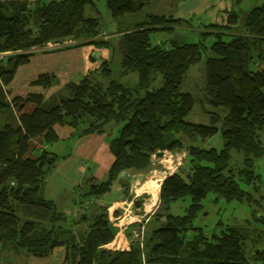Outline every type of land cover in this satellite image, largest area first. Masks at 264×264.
<instances>
[{
	"label": "trees",
	"instance_id": "1",
	"mask_svg": "<svg viewBox=\"0 0 264 264\" xmlns=\"http://www.w3.org/2000/svg\"><path fill=\"white\" fill-rule=\"evenodd\" d=\"M234 2L241 5L243 0ZM150 5L151 0H106L118 22L143 13ZM148 17L109 41L100 38L101 18L93 0H0V55L9 54L0 58L3 250L35 258H52L65 250L62 264H264V250L248 253L246 236L238 230L206 235L193 226L211 195L215 201L238 200L262 208L261 199L255 197L257 193L262 197V187L254 168L264 155L260 139L264 129V3L247 14H235L224 26H204L198 43L153 44V34H172L177 26L191 28L192 24L163 15ZM68 40L76 42L64 49L93 46L109 50L111 58L49 99L30 94L9 101L6 88L30 62L33 50ZM205 53L209 56L202 101L219 113L210 125L192 124L186 118L196 100L181 86ZM118 55L119 72L114 67ZM131 75L136 82L124 85L121 79ZM57 83L54 74H42L32 85L47 90ZM29 104L35 105L31 114L23 112ZM111 123L121 126L109 142L115 160L106 181L90 187L89 195L97 198L108 194L118 181L128 196L130 183L122 173H144L153 155L184 148L181 133L192 141L220 133L225 141L221 150L187 148L186 165L161 184L154 224L147 228L145 222H136L127 228L128 250L104 248L117 235L108 206L84 213L67 226V215L42 195L49 175L67 157L47 149L60 141L55 127H71L74 137H82L103 134ZM40 138L43 148L34 149L36 158L28 157L30 142ZM233 151L243 155L244 167L231 164ZM186 199L190 203L184 214H174L172 206ZM134 204L136 209L142 205ZM142 227L143 239L133 238Z\"/></svg>",
	"mask_w": 264,
	"mask_h": 264
},
{
	"label": "rangeland",
	"instance_id": "2",
	"mask_svg": "<svg viewBox=\"0 0 264 264\" xmlns=\"http://www.w3.org/2000/svg\"><path fill=\"white\" fill-rule=\"evenodd\" d=\"M96 4L98 11L100 13V24L103 30V33L100 35V38L103 40H115L116 38H120L119 34L116 33L123 31L129 25H135L138 23H142L148 20L149 15H159L162 16L163 13H173L175 12L182 2L188 4L189 1L184 0H151V5L143 12L134 13L128 15L125 19L121 22L115 21L106 6V0H93ZM234 1V0H233ZM264 3V0H243L241 5L235 6V8L240 9L242 14H247L251 10L256 7H260ZM240 13V14H241ZM205 20V15L201 16L200 18L195 17L192 18L191 24L192 27L189 28L186 25H180L175 28V31L170 34L166 31L157 32L152 35V42L153 44H160L165 43L169 45L172 41L178 43H198L200 40V30L202 27L199 25V20ZM205 26V25H204ZM75 40H71L69 44H75ZM116 44V42H115ZM117 46V44H116ZM44 50V47H42ZM99 49V48H98ZM99 53V52H97ZM102 54L99 53L98 59L100 60V56ZM106 55V54H105ZM209 54H204L202 60L195 66H192L187 74L186 79L184 80L181 90L183 92H187L192 94L195 97V105L186 121L192 124H200V125H210L211 118L215 116L216 109L210 106L208 103L203 102V96L205 95V84H206V60ZM96 57V58H97ZM120 55L115 56L114 59V67L115 71L120 70ZM129 83H135L133 77H129ZM124 85H127L125 80H121ZM160 82L157 83L159 85ZM115 123H111L110 126L107 128L110 132V138L115 137L121 126L112 125ZM221 126V124H219ZM218 125V126H219ZM181 138L184 148L167 153V156L162 158L152 157V164L148 171L142 173L144 174V179L139 182V184L135 188H130L129 194H132V203L128 201V196L122 195V193H118L117 188L120 186V182L114 183L111 191L102 196L100 198V202L106 204H111L114 200H119L120 203L117 208L120 211V216H123L126 211H132L133 220L138 217L140 222H145V227L148 228V225L154 224L155 222V214L156 210L159 205V192L160 187L164 179L177 171L179 168H183L186 165L185 159L187 157V148L190 145H195L198 147L203 148H215L217 150H221L224 148L225 141L222 138L221 134L218 133L216 136L206 139L205 141L196 140L192 141L187 134H179ZM260 139L262 145L264 147V129L260 132ZM65 144L63 147L59 145H54L53 149L55 152L60 153L62 151H67L68 147ZM176 153H185L186 157L179 165V161L177 159ZM154 156V155H153ZM185 163V164H184ZM231 164L235 167H244V157L242 154L237 152L231 153ZM255 173L260 176V182L258 183L259 186L262 187V197L255 195L256 198H260L262 208L257 209L256 205H249L247 202H240L238 200H226L224 198H220L215 201V196L211 195L205 202H204V210L196 217L193 221V226L195 228H201L206 235H211L213 233L220 234L222 231H226L227 229L234 228L240 232V234H244L246 236V243L248 245V253L249 251L254 252L257 250H264V155L260 157L255 164ZM93 170V169H92ZM164 178L163 181L159 182V192L157 196L156 202L152 205L151 210L146 209V204L149 202L150 194L148 192H140L138 191L144 184L150 182L152 180H157V178ZM154 178V179H153ZM127 181V180H126ZM130 182V181H129ZM142 185V186H141ZM246 187V186H245ZM89 187H85L83 189L84 196L87 195L89 191ZM247 189V187H246ZM132 192V193H131ZM69 193V192H68ZM79 193L78 190H72L70 195H75ZM128 202V203H126ZM135 202L141 203V207L136 209ZM190 199H186L184 201H179L172 206V211L174 214L183 215L185 208L189 205ZM61 209V208H59ZM257 209V216L254 214V211ZM79 208V212H80ZM147 211V212H146ZM136 212H140L139 215ZM148 214L149 218H146L145 215ZM118 215V216H119ZM68 217V225L70 226L73 222L71 216L67 215ZM152 217V218H151ZM151 218V221L149 219ZM261 218V220L259 219ZM137 220V219H135ZM129 221V220H128ZM126 220V222H128ZM125 222V223H126ZM135 222V221H134ZM124 224V223H123ZM62 250L56 254V256L50 258L52 261H48L45 258H35V257H15L12 253L3 252V245H0V264H61L64 259V254H60ZM45 259V260H44Z\"/></svg>",
	"mask_w": 264,
	"mask_h": 264
},
{
	"label": "crops",
	"instance_id": "3",
	"mask_svg": "<svg viewBox=\"0 0 264 264\" xmlns=\"http://www.w3.org/2000/svg\"><path fill=\"white\" fill-rule=\"evenodd\" d=\"M184 1H189V3L185 4V2H182L178 5L179 8L175 12L163 13V16L191 21L192 18H200L205 15V20H199V25L203 28L204 25L224 26L228 23L230 17L241 13L240 9L235 8L236 4L233 0ZM97 52L102 54L100 60L98 59L99 53ZM33 53L34 55L31 57L30 62L18 70L14 81L6 88L9 101H12L15 97L25 98L30 94L43 95L45 99H49L53 95L58 94L68 83L80 82L85 75L98 69L101 63L106 59H110L112 55V52L107 49L100 50L93 46L47 50L37 48L33 50ZM8 55L9 54H3L0 58L5 59ZM42 74H54L58 79V83L47 90L38 86H33L32 83ZM129 77H133V81L136 82L137 79L134 75L122 78L121 80H125L126 83H129ZM34 109L35 105L29 104L25 107L23 112L31 114ZM19 114L20 113H18V116ZM109 129L110 128H107L106 132L103 134H89L82 137H74L75 131L71 127H55L56 134L60 140L55 145L63 147L67 144L66 146L68 147L67 151H62L58 154L67 155V157L63 159L58 164L57 168L49 175L42 189V195L44 199L53 201L59 212L71 216L73 219L72 222H76L84 213L90 212L93 214L99 211V207L105 206L104 203L100 202V198L89 195V191L87 195L84 196L83 189L85 187L90 188L95 183L106 181L108 172L114 163L115 158L109 147V142L112 138H110ZM30 145L31 151L28 157L36 158V150L34 149L40 150L43 148L41 138L32 140ZM53 146H48L47 149L54 151ZM72 190H78L79 193L74 197L70 195ZM117 191L125 196L121 184L118 186ZM119 201H121V199L114 200L111 204H106L108 207L111 206L112 209L116 210L114 216L108 213L110 221L114 220L115 217H118L120 214L119 208H117V206L120 205V203H118ZM82 205H87V209H84ZM79 208L81 210L80 212ZM135 219H132V222L138 221V217ZM113 225L115 226V224ZM120 225L119 223V226H115L117 230L115 240L104 248L113 250L130 249L131 239L126 236L127 230L124 231ZM75 228L77 227L75 226L74 229ZM118 237L120 242L117 240ZM3 252L12 253L15 257L27 258L24 255L19 256L7 250H3ZM60 254H64L65 256V250H62ZM45 259L52 261V259L49 260L50 258ZM63 260L64 259L60 261Z\"/></svg>",
	"mask_w": 264,
	"mask_h": 264
},
{
	"label": "built area",
	"instance_id": "4",
	"mask_svg": "<svg viewBox=\"0 0 264 264\" xmlns=\"http://www.w3.org/2000/svg\"><path fill=\"white\" fill-rule=\"evenodd\" d=\"M70 41L71 40H68V41H65V42H63V43H52V42H50V43H47L46 44V46H44V50H47V49H60V48H64V47H66V46H69V45H71V44H69L70 43ZM1 56V55H0ZM165 156H167V153L165 154ZM176 156H177V159H178V161H179V165L181 164V162L185 159V157H186V154L185 153H176ZM155 159H156V156L154 155L153 156ZM133 201L131 200V203H132ZM126 203H128V202H126ZM82 207L84 208V209H87V205H82ZM115 212H116V210L115 209H113L112 210V207L110 206L109 208H108V213L112 216H114L115 215ZM132 215H133V212L132 211H126V213H124L123 214V216H118V217H115V219L114 220H111L112 222H113V224H115V226L116 225H118L119 226V223L121 224L120 225V227L124 230V231H126L127 230V228L131 225V224H133V223H136V222H132ZM124 220H129L128 222H126V223H122V221H124ZM137 222H139V223H142V222H140V220H138ZM117 226V227H118ZM144 228L142 227V229H141V232H137V231H134V236H133V238H135V239H139L140 238V240H142L143 239V237H144Z\"/></svg>",
	"mask_w": 264,
	"mask_h": 264
},
{
	"label": "bare ground",
	"instance_id": "5",
	"mask_svg": "<svg viewBox=\"0 0 264 264\" xmlns=\"http://www.w3.org/2000/svg\"><path fill=\"white\" fill-rule=\"evenodd\" d=\"M154 179V178H153ZM164 178H157V180H152L150 182H147L144 184L138 191L140 192H148L150 194L149 202L146 204V209L151 210L152 205L156 202L158 192H159V182L163 181ZM113 210V209H112ZM147 212V211H146ZM126 220L122 221V223H125Z\"/></svg>",
	"mask_w": 264,
	"mask_h": 264
},
{
	"label": "water",
	"instance_id": "6",
	"mask_svg": "<svg viewBox=\"0 0 264 264\" xmlns=\"http://www.w3.org/2000/svg\"><path fill=\"white\" fill-rule=\"evenodd\" d=\"M165 154H166L165 151H161V152H158L155 156L158 157V158H162V157L165 156ZM121 177L130 181L129 182L130 183V188H135L139 184V182L144 179V174H142V173L131 174L130 172H124V173H122ZM131 195L132 194H129V197H128L129 198L128 199L129 202L132 200V196ZM136 214L139 215L140 212H136ZM145 217L149 218V215L146 214Z\"/></svg>",
	"mask_w": 264,
	"mask_h": 264
}]
</instances>
